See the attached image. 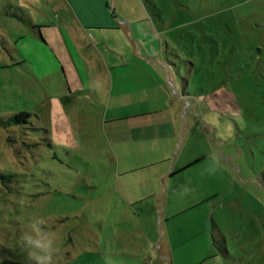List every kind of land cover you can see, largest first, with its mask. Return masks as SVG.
I'll use <instances>...</instances> for the list:
<instances>
[{
  "label": "rangeland",
  "instance_id": "374dc122",
  "mask_svg": "<svg viewBox=\"0 0 264 264\" xmlns=\"http://www.w3.org/2000/svg\"><path fill=\"white\" fill-rule=\"evenodd\" d=\"M117 8L151 20L162 44L149 42L162 60L154 64L182 98L179 135L142 145L171 166L206 159L171 182L166 222L164 207L141 197L159 189L151 177L164 165L139 170L145 159L126 165L117 153L105 123L122 110L108 109L106 73L100 83L101 69L76 59L64 15L42 0H0V119L31 114L28 124L0 125V262L36 264L24 237L42 221L55 235L53 264H264V0H117ZM43 20L46 46L31 35V22ZM63 70L70 81L84 73L73 86L83 81L86 93L70 95ZM155 104L136 98L137 114ZM163 109L174 112L172 103ZM129 166L139 171L119 177ZM127 195L144 201L134 207Z\"/></svg>",
  "mask_w": 264,
  "mask_h": 264
},
{
  "label": "crops",
  "instance_id": "0c3cea01",
  "mask_svg": "<svg viewBox=\"0 0 264 264\" xmlns=\"http://www.w3.org/2000/svg\"><path fill=\"white\" fill-rule=\"evenodd\" d=\"M42 1L46 8L54 9L53 11H59L64 15L62 22L64 24L62 25H65L68 29L69 37L74 44V51L77 55L76 59L81 63L83 69L87 71L92 68L101 69L103 72H98L99 76H97L100 83L102 82V75L106 73L105 79L108 86H111L110 91L112 92V95L107 99L108 109L112 107L122 110V113L117 116H108L109 118L106 119L105 123V127H115L110 132V135H112L110 142L119 147L117 153L121 155L126 165L129 161H133L135 157L145 159L142 164L144 168L139 170L164 165L158 167L151 177V182L158 183L159 189L145 192L144 196L141 197L149 196L144 200L154 199L158 204H161L164 208L163 212L160 211V216L167 222V219L172 216V213L166 209L167 192L169 189L170 193L171 182L200 166L206 157L196 156L186 162L180 160L178 164L175 163L171 166L168 156L149 155L150 151H146L145 145H142L145 141L153 140L157 142L179 135L183 109L182 98L179 95H172L171 88L167 87L165 70L154 64L157 60L160 62L162 60L159 53L152 52L149 42L154 39L153 41L157 44L156 49H159V51L162 44L158 33L152 27L151 20L143 16L142 13L130 12L128 14L124 10H118L117 0H111L112 7L110 0ZM31 25L32 37L41 40L45 43L44 46L48 45L49 42L42 35V31L51 28L49 22L45 20L42 22L32 21ZM107 32H111V35H104ZM119 34L128 42V45L135 46L137 53L134 49L132 53L127 52L124 47L127 43L122 42L123 39L120 41ZM114 39H117V41ZM143 47H146V52L143 51ZM63 74L70 95L76 94V92L86 93L83 89V81L79 82V84H82L79 86L80 88L73 86L75 80L83 77L84 73L74 72L71 81L66 70H63ZM168 74V80L173 83L171 72H168ZM91 85L94 88L93 82H91ZM179 86L178 83H174L175 90L178 93H180ZM91 88H89V92L94 95V99H98V92L93 91V88ZM136 91H138V95L135 93ZM136 98L139 99V103L144 98V100L150 102L155 101L156 104L150 113L137 114L143 110L138 107L136 110ZM97 103L104 104L105 101L102 99L98 100ZM169 103L173 104L174 112H172L173 110L167 112L163 109L164 105ZM164 147L155 145L153 152L164 150ZM146 158H149V160L147 161ZM127 168H129L126 170L128 172L124 174L119 172V177L128 176L139 171H129L131 166ZM127 197L131 199L130 196L127 195ZM139 199L142 198L134 196L129 203H135L134 207H136L144 201ZM177 211L173 215L181 210ZM143 215L144 213L139 214L140 217Z\"/></svg>",
  "mask_w": 264,
  "mask_h": 264
},
{
  "label": "clouds",
  "instance_id": "9594fccd",
  "mask_svg": "<svg viewBox=\"0 0 264 264\" xmlns=\"http://www.w3.org/2000/svg\"><path fill=\"white\" fill-rule=\"evenodd\" d=\"M42 221H37L32 224V229L35 235H26L24 240L30 249V258L36 261V264H53L54 253L58 251L55 248V235L43 232L38 224Z\"/></svg>",
  "mask_w": 264,
  "mask_h": 264
},
{
  "label": "trees",
  "instance_id": "16d2710c",
  "mask_svg": "<svg viewBox=\"0 0 264 264\" xmlns=\"http://www.w3.org/2000/svg\"><path fill=\"white\" fill-rule=\"evenodd\" d=\"M30 118H31V114L29 112H19L8 118L0 119V125L7 128L13 125L28 124ZM0 264H22V263L10 259H5L1 261Z\"/></svg>",
  "mask_w": 264,
  "mask_h": 264
}]
</instances>
